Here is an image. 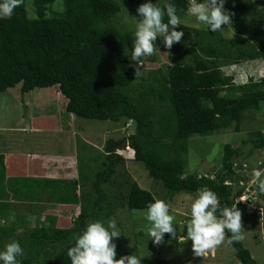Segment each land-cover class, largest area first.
<instances>
[{
	"label": "trees",
	"instance_id": "trees-1",
	"mask_svg": "<svg viewBox=\"0 0 264 264\" xmlns=\"http://www.w3.org/2000/svg\"><path fill=\"white\" fill-rule=\"evenodd\" d=\"M61 1L59 9L53 8ZM149 2L162 9L166 3L173 4L179 18L174 30L183 35L170 48L158 36L153 42V54L133 61L134 32L120 25L119 14L126 10L139 16L137 8ZM190 2L33 0L32 4L28 2L33 13L30 15L23 0L11 18H0V93L18 84L22 94L56 86L55 96H61L57 102L62 105L64 101L66 112L72 116L134 124L122 140L106 141L109 162H103L104 167L90 183L88 177L83 182L39 175L41 172L34 167L36 158L25 166L31 174L8 175L4 155L0 154V249L7 242L17 241L23 249V256L18 258L20 264H71L67 250L74 246V235L81 234L88 223L100 221L106 227L120 209L147 210L148 204L157 200L133 178L132 171L137 176L139 170L132 158L126 165L127 160L116 151L121 146H128L133 158L146 165L150 177L166 189L167 197L182 191L210 190L217 196L214 215L218 219L222 218L223 208L235 204L244 229L264 224L261 213L236 201L244 194L245 185L235 184L250 179L242 173L243 166L238 167L241 174L235 168L241 148L225 145L222 168L216 176L186 175L191 135H210L229 127L240 131L245 112L258 110L264 101V78L236 84L235 77L225 71L226 67L264 59V0H225L223 8L233 23L231 35H226L221 27L213 32L207 26L190 25ZM167 19L165 14L162 22L167 23ZM157 50L164 51L168 61L145 75L139 65L158 64ZM142 86L153 94L150 99L158 98L174 108L177 130L169 146V159L146 148L145 142L155 133L158 119L152 105L142 108L132 99L131 87ZM253 135L248 154L253 148L261 152L264 149L262 131ZM117 166L123 176H131V180L124 177L130 184L122 197L112 190ZM249 202L257 205L253 199ZM49 205L59 209H47ZM225 235L229 239L232 234L225 229ZM231 245L241 264H260L242 240ZM116 254L115 259L130 255ZM138 257L141 264H170L167 258Z\"/></svg>",
	"mask_w": 264,
	"mask_h": 264
},
{
	"label": "rangeland",
	"instance_id": "rangeland-1",
	"mask_svg": "<svg viewBox=\"0 0 264 264\" xmlns=\"http://www.w3.org/2000/svg\"><path fill=\"white\" fill-rule=\"evenodd\" d=\"M29 1L32 4L33 0H26L28 12L33 15ZM59 5H62V1L61 3L56 2L53 8L59 9ZM119 15L121 16L120 25L133 32L135 24L142 19L139 16L130 15L126 10ZM187 20L192 26H204L190 14ZM221 29L226 32V35L232 34L233 23L230 17L229 23L222 24ZM156 54L160 58L158 64L142 63L139 65L144 69L145 75L149 69L156 70L167 63L168 59L164 51L157 50ZM225 71L226 74L235 77L236 84L246 83L250 78L259 81L264 78V59L226 67ZM136 87H131L134 103L142 108L152 105L151 110L158 119L154 124L155 133L145 142L146 148L159 154L163 159H169L171 157L169 146L177 130L174 108L172 105L159 102L158 98L150 99L153 94L147 88ZM55 89L58 87L36 88L22 94L21 84H18L0 93V154L2 152L7 154L6 162L13 155L27 153L26 158L21 156L18 159L29 161L36 158L34 167L41 172L42 176L71 177L83 182L84 178L88 177L90 183L94 174L104 167L103 162H109L105 155L106 141L108 139L122 140L125 133L131 132L134 124L127 125L124 120H95L72 116L66 112L64 101L62 105L58 103L61 96L59 94L55 96ZM258 131H262L264 135V101L261 102L258 110L251 109L245 112L240 131L229 127L217 130L210 135H191L188 139L186 175L216 176L222 168L225 145L230 144L241 148V155L235 160L237 165L235 168L241 174L238 167L243 166L242 173L248 175L250 179L241 184L237 182L235 187L245 185L243 197L246 200L251 196L250 199L257 204L253 207L264 217V192H260L258 187L259 182L264 180V149L261 152L253 148L252 153L248 154L253 145V133ZM128 148V146H121L116 151L127 160L126 165L132 158V164L139 170L137 176L132 171V176L139 185L151 191L156 199L168 205L169 213L174 217V235L165 233L161 242L156 245L147 232V225L150 222L144 219L146 210L120 209L116 212L117 216L111 218L115 221L116 229L120 233L111 241L115 244V251L127 252L130 255L167 258L170 264H241L226 235L225 239L213 249L206 250L201 256L194 255L192 241L187 238V225L191 219V202L197 193L182 191L167 197V191L162 183L150 177L146 165L135 160L131 150H127ZM117 170L114 174L112 190L122 197L128 190L131 176L128 173L123 176L119 171L120 166H117ZM254 170L261 172L259 179H254L252 175ZM124 177H129V183H126ZM108 193L110 194L109 186ZM47 209L58 210L59 208L57 206L52 208L49 205ZM243 226L244 224L241 225L242 241L245 247L249 249L256 261L264 264L263 222L256 226H247L245 229Z\"/></svg>",
	"mask_w": 264,
	"mask_h": 264
},
{
	"label": "clouds",
	"instance_id": "clouds-1",
	"mask_svg": "<svg viewBox=\"0 0 264 264\" xmlns=\"http://www.w3.org/2000/svg\"><path fill=\"white\" fill-rule=\"evenodd\" d=\"M22 2L23 0H0V18H11L13 10ZM224 2L225 0H206L204 3H196L195 0H191L188 12L202 25L216 32L222 24L229 23V15L223 8ZM137 14L142 19L135 24L133 33L134 43L131 52L133 61L151 56L154 52L153 42L158 36L163 37L166 48L180 41L183 33L174 30L179 23V18L173 4L166 3L162 9L151 2L144 3L137 8ZM165 14L168 18L167 23L162 22ZM252 175L254 179H259L261 172L254 170ZM258 187L260 192H264V180L259 182ZM244 194L236 201L260 213L253 207L254 203L249 202L250 198L245 200ZM216 211V194L206 189L198 191L191 202V219L187 225V238L192 241V250L196 256H201L206 250L219 245L225 239V229L232 234L229 237V243L243 239L241 213L236 209L235 204L232 207L223 208L220 219L214 215ZM144 219L150 222L147 225V232L154 244L158 245L165 233L174 235V217L169 213L168 205L164 201L157 199L149 203ZM119 235L114 220H108L106 227L100 221L90 222L81 234L74 235L75 243L68 248L67 256L71 264H141V257L137 255H125L115 259L117 255L115 244L111 241ZM22 256L23 249L20 244L12 240L0 249V264H20L18 258Z\"/></svg>",
	"mask_w": 264,
	"mask_h": 264
},
{
	"label": "crops",
	"instance_id": "crops-1",
	"mask_svg": "<svg viewBox=\"0 0 264 264\" xmlns=\"http://www.w3.org/2000/svg\"><path fill=\"white\" fill-rule=\"evenodd\" d=\"M1 154L4 155V164L6 165L7 167V170H8V175H13V176H25V174H31L29 170H27V168L25 167L26 166V163L27 161L25 159H21L19 160L18 158H20L21 156L26 158V155L27 153H18V154H21V155H13L10 159H8L6 162H5V159H6V155L4 152H2ZM11 155V153H10ZM29 157L31 155H28ZM23 161H26V162H23ZM14 164H17V165H14ZM42 167V166H41ZM11 172H10V171ZM38 170V169H37ZM39 171V170H38ZM40 172V171H39ZM34 175V174H33ZM37 175V174H36ZM34 175V176H36ZM40 175V174H39ZM38 176V175H37Z\"/></svg>",
	"mask_w": 264,
	"mask_h": 264
}]
</instances>
